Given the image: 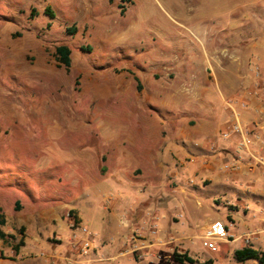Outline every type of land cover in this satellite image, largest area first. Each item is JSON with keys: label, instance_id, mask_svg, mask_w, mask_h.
Masks as SVG:
<instances>
[{"label": "rangeland", "instance_id": "rangeland-1", "mask_svg": "<svg viewBox=\"0 0 264 264\" xmlns=\"http://www.w3.org/2000/svg\"><path fill=\"white\" fill-rule=\"evenodd\" d=\"M251 90L264 0H0V264H260L264 173L220 135Z\"/></svg>", "mask_w": 264, "mask_h": 264}, {"label": "built area", "instance_id": "built-area-1", "mask_svg": "<svg viewBox=\"0 0 264 264\" xmlns=\"http://www.w3.org/2000/svg\"><path fill=\"white\" fill-rule=\"evenodd\" d=\"M253 72L255 76L259 75L258 67H253ZM249 94L255 95V97H259L257 92L249 91ZM237 99L229 98L227 100V105L230 108H233V103H237ZM240 105L242 107H246V102L240 101ZM237 117V116H236ZM238 118V117H237ZM234 119V121L228 124L225 129L220 133L223 138H229L231 135H237L240 139L238 141L237 150L241 148H245L248 146V136L251 134L254 140L258 143H264V122L258 126L257 131L251 132L247 128L243 127L238 119ZM213 144H211V148H213ZM247 150V149H246ZM249 167H259L261 173H264V156H258L255 153L248 152L247 158ZM233 164L225 163L223 168L229 170L233 168ZM69 229L71 233L72 245H79L80 250L83 253H86L88 250L93 249L91 233L88 228L81 224L71 222L69 223ZM229 236V227L228 223L221 219L211 220L206 228L204 229L203 235L201 237L202 246L206 247L209 250L215 251L217 249V243L219 241H228Z\"/></svg>", "mask_w": 264, "mask_h": 264}, {"label": "crops", "instance_id": "crops-1", "mask_svg": "<svg viewBox=\"0 0 264 264\" xmlns=\"http://www.w3.org/2000/svg\"><path fill=\"white\" fill-rule=\"evenodd\" d=\"M263 63V62H262ZM261 99L263 98L264 99V94H261ZM262 99V100H263ZM262 100H257L256 97H248L247 98V103H248V106L246 107V109H244L242 112H241V121L242 123H244V126H246V128L248 130H250L251 132H254V131H257L254 130L255 128H257L258 126H260L261 123H263L264 119H261V115L264 114V106H263V103H262ZM264 102V101H263ZM240 139L238 138L237 135H234L229 141L228 143H226V148L227 150H232L236 147V143L239 141ZM246 153L243 154V156H248V152H251V153H255V154H259L258 156H261L262 154L264 155V149L261 147L260 143L256 142L254 140V138L252 137V135L250 134L248 136V146H247V150L245 151ZM248 158V157H247ZM252 173H261L260 172V168H256L254 169V171ZM109 230V228L112 227V225H110V223L108 221H106V225H105ZM118 233L116 232L115 235H117ZM117 241V240H116ZM118 243V242H117ZM65 247V245H64ZM64 247L60 246V247H56L54 249V251H57V252H61V251H64ZM106 247L105 248V253H108V252H112L111 248L108 250Z\"/></svg>", "mask_w": 264, "mask_h": 264}, {"label": "trees", "instance_id": "trees-1", "mask_svg": "<svg viewBox=\"0 0 264 264\" xmlns=\"http://www.w3.org/2000/svg\"><path fill=\"white\" fill-rule=\"evenodd\" d=\"M48 12L50 15H52V13L49 10ZM54 54L59 63L63 64L65 67H68L70 65V48L68 47V45L63 44V43L58 44L54 49ZM0 235H2L1 232H0ZM233 256L238 261L245 260L248 258H254L260 264H264V250H258L251 246H243V247L235 249L233 251ZM173 258L174 260L179 261V262H183V261H186L189 263L195 262V260L191 256L187 255L186 253L179 254V253L174 252Z\"/></svg>", "mask_w": 264, "mask_h": 264}]
</instances>
